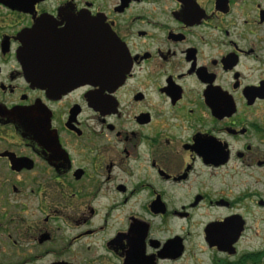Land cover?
<instances>
[{
    "label": "flooded vegetation",
    "instance_id": "flooded-vegetation-1",
    "mask_svg": "<svg viewBox=\"0 0 264 264\" xmlns=\"http://www.w3.org/2000/svg\"><path fill=\"white\" fill-rule=\"evenodd\" d=\"M201 210L264 264V0H0V264H193Z\"/></svg>",
    "mask_w": 264,
    "mask_h": 264
},
{
    "label": "rangeland",
    "instance_id": "rangeland-1",
    "mask_svg": "<svg viewBox=\"0 0 264 264\" xmlns=\"http://www.w3.org/2000/svg\"><path fill=\"white\" fill-rule=\"evenodd\" d=\"M227 184L228 185H231L232 186V193H236V180H229L227 181ZM260 187H262V184H259ZM216 187H220V184H218ZM255 188V185L253 186ZM213 213H209L204 211V210H201L199 213H197V223H196V226H193V238H194V242L193 244L191 245L192 248H193V252H194V256L196 257V262H194L193 264H210L209 261H208V253L207 251L205 250V248L202 246L201 242H200V236H201V224L200 222L204 221L207 217H210ZM262 213L260 214H257V215H254L256 218L253 220L252 224H253V228L254 230H252L251 234L249 233L248 235H246L243 239V242L241 244V246H245L247 244V241L250 239L252 240L253 242H256L258 240H260V238H263L261 237V233L262 231H264V219L262 217ZM260 216V217H259ZM261 223V226L260 224ZM263 225V226H262ZM190 230H192V227L189 228ZM188 228L185 229L188 230L190 233L191 231L189 230ZM255 231H258L259 232V235H254L256 234ZM186 264H191V263H188L185 262Z\"/></svg>",
    "mask_w": 264,
    "mask_h": 264
},
{
    "label": "water",
    "instance_id": "water-1",
    "mask_svg": "<svg viewBox=\"0 0 264 264\" xmlns=\"http://www.w3.org/2000/svg\"><path fill=\"white\" fill-rule=\"evenodd\" d=\"M106 34H105V32L104 33H102L101 32V34H100V39H105L106 37ZM112 41H113V39H110V44L112 45ZM24 42H25V49H30L33 45H34V43H35V40L34 39H31V38H28V39H24ZM111 45H109L110 47H111ZM118 49H119V47H118V45L116 44L115 45V58H116V60H115V65L114 66H111V68L110 67H108V60H106L105 61V63L103 64V65H101L99 68H97V67H95L93 70H92V66L90 65L89 67H88V69H89V71L90 72H94L95 74L97 73V74H100L101 76H103V75H105L106 73H107V75L108 74H110V79H117L118 77H119V75L121 76V73L124 71H122V68L123 67H120V64H119V60H118V55L120 54H118ZM107 50L108 49H105V48H102L101 50H100V57H101V61H102V58H103V56H105L106 55V53H107ZM110 51V50H109ZM28 55H30V53H26V52H21L20 53V57H19V59L20 58H23V59H26L27 57H28ZM21 60V59H20ZM85 65V64H84ZM96 66V65H95ZM86 68V65H85V67H84V69ZM26 73H28V74H30V75H32L33 74V72L32 71H30V70H26ZM25 73V74H26ZM27 75V74H26ZM27 77H28V75H27ZM239 229H240V226H232V227H228V232L229 233H231V232H234V231H239ZM214 241H222V238L221 237H218L217 236V238H215V240ZM230 244V238H229V240H228V243H227V245H229Z\"/></svg>",
    "mask_w": 264,
    "mask_h": 264
}]
</instances>
